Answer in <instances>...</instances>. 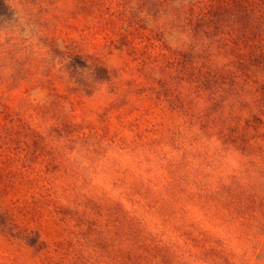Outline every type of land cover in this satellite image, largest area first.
<instances>
[{"label": "rangeland", "instance_id": "374dc122", "mask_svg": "<svg viewBox=\"0 0 264 264\" xmlns=\"http://www.w3.org/2000/svg\"><path fill=\"white\" fill-rule=\"evenodd\" d=\"M0 264H264V0H0Z\"/></svg>", "mask_w": 264, "mask_h": 264}]
</instances>
